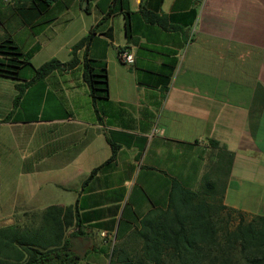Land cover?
<instances>
[{"label": "crops", "instance_id": "1", "mask_svg": "<svg viewBox=\"0 0 264 264\" xmlns=\"http://www.w3.org/2000/svg\"><path fill=\"white\" fill-rule=\"evenodd\" d=\"M127 1L129 12L113 0H52L44 11L0 0V39L32 64L0 76V227L75 207L79 264H108L116 241L167 206L174 182L203 191L206 173L213 199L264 215V0ZM91 28L78 64L29 82L14 104L33 67L69 60ZM85 56L107 70L96 103Z\"/></svg>", "mask_w": 264, "mask_h": 264}, {"label": "trees", "instance_id": "2", "mask_svg": "<svg viewBox=\"0 0 264 264\" xmlns=\"http://www.w3.org/2000/svg\"><path fill=\"white\" fill-rule=\"evenodd\" d=\"M30 1L44 11L52 0ZM113 1L129 12L127 0ZM93 31L91 28L72 46L69 60L51 58L33 67L30 80L16 85L14 104L29 82L54 69L78 64L76 51L88 45ZM26 65L32 66L30 55L11 36L0 39V76L18 78ZM83 79L94 103L108 97L104 63L95 66L85 56ZM116 149L112 145L109 160ZM204 181L203 191L185 187L177 190L174 182L167 206L151 209L133 231L116 241L108 264H264V215H248L213 199L209 174L204 175ZM24 216L21 221L0 227V264H79L86 255L84 232L75 207L54 205ZM131 237L139 243L136 248L124 246Z\"/></svg>", "mask_w": 264, "mask_h": 264}, {"label": "built area", "instance_id": "3", "mask_svg": "<svg viewBox=\"0 0 264 264\" xmlns=\"http://www.w3.org/2000/svg\"><path fill=\"white\" fill-rule=\"evenodd\" d=\"M119 58L123 63L131 64L134 62V54L131 51L120 50Z\"/></svg>", "mask_w": 264, "mask_h": 264}, {"label": "rangeland", "instance_id": "4", "mask_svg": "<svg viewBox=\"0 0 264 264\" xmlns=\"http://www.w3.org/2000/svg\"><path fill=\"white\" fill-rule=\"evenodd\" d=\"M37 213H39V211H36ZM41 212V211H40ZM41 214V213H40ZM42 215V214H41ZM128 239V241L126 242V244L124 245V246H126V247H129V248H132V247H134V248H136L137 247V245L139 244L138 242H137V240H135L133 237H131L130 239L129 238H127ZM126 239V240H127ZM93 256L94 255H91V256H89L91 259L93 258ZM82 263V262H81Z\"/></svg>", "mask_w": 264, "mask_h": 264}]
</instances>
